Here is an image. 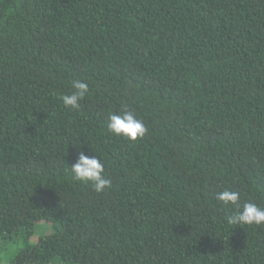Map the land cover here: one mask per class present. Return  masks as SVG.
<instances>
[{
    "label": "trees",
    "instance_id": "obj_1",
    "mask_svg": "<svg viewBox=\"0 0 264 264\" xmlns=\"http://www.w3.org/2000/svg\"><path fill=\"white\" fill-rule=\"evenodd\" d=\"M126 109L135 143L107 130ZM80 151L103 193L74 180ZM225 189L264 208V0H0L6 264H264V226L227 224Z\"/></svg>",
    "mask_w": 264,
    "mask_h": 264
},
{
    "label": "clouds",
    "instance_id": "obj_2",
    "mask_svg": "<svg viewBox=\"0 0 264 264\" xmlns=\"http://www.w3.org/2000/svg\"><path fill=\"white\" fill-rule=\"evenodd\" d=\"M73 91L62 96L63 105L74 111H79L80 102L88 95V84L82 80L72 82ZM107 130L115 137L123 138L131 143L141 140L148 129L144 122L136 114L124 110L122 114H111L108 117ZM74 180L89 184L97 193H103L111 187V180L105 178L104 163L96 155H85L83 151L78 153V158L71 167ZM241 194L237 191L223 190L216 195L217 201L233 211L226 215L229 225L264 226V208L255 202L240 204Z\"/></svg>",
    "mask_w": 264,
    "mask_h": 264
},
{
    "label": "rangeland",
    "instance_id": "obj_3",
    "mask_svg": "<svg viewBox=\"0 0 264 264\" xmlns=\"http://www.w3.org/2000/svg\"><path fill=\"white\" fill-rule=\"evenodd\" d=\"M46 229H48L46 224L37 225V227L35 228V235L33 237H36L37 239L38 234H43L49 231ZM17 251H18V247L16 246L15 243H13L11 240L0 238V264H6V261L8 260V258L14 256L17 253ZM53 263L54 264H69L67 262L60 260V258L58 257L54 259Z\"/></svg>",
    "mask_w": 264,
    "mask_h": 264
}]
</instances>
